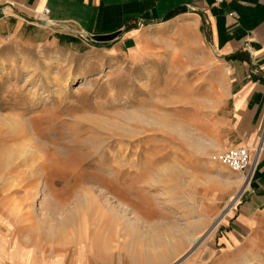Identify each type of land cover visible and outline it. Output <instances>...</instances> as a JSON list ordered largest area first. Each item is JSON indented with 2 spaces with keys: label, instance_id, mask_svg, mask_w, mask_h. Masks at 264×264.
Listing matches in <instances>:
<instances>
[{
  "label": "rangeland",
  "instance_id": "rangeland-1",
  "mask_svg": "<svg viewBox=\"0 0 264 264\" xmlns=\"http://www.w3.org/2000/svg\"><path fill=\"white\" fill-rule=\"evenodd\" d=\"M166 40L132 67L88 46L0 35L3 239L43 262L79 247L78 261L95 251L108 264H239L251 250L264 264V197L250 203L258 163L248 180L215 161L234 144L215 56L205 42ZM198 233L204 245L190 253Z\"/></svg>",
  "mask_w": 264,
  "mask_h": 264
},
{
  "label": "crops",
  "instance_id": "crops-1",
  "mask_svg": "<svg viewBox=\"0 0 264 264\" xmlns=\"http://www.w3.org/2000/svg\"><path fill=\"white\" fill-rule=\"evenodd\" d=\"M44 8L48 14L42 16ZM41 21L64 25L85 38L64 28L44 26ZM19 32L34 41L55 44L62 40L70 47L98 49L107 58L119 56L132 67L148 60L152 50V53L161 50L157 46L160 40L180 45L192 43L201 48L205 42L222 76L223 95L216 100L230 109L225 120L231 126L234 141L231 147L250 149L258 144L264 132V0H224L221 4L214 0H0V35ZM189 51L197 52L191 48ZM255 176L256 192L250 203L256 205L262 204L264 197L259 191L264 189V151ZM237 219L241 224H246L243 220H252L244 214ZM230 223L237 226L233 220ZM3 238L0 231V264H108L110 261L104 256L103 263L91 260L95 251L86 255L83 246L87 260L78 261L79 247L68 258L65 251L61 253L62 249L54 248L43 262L40 252L34 260L32 247L22 245L19 239Z\"/></svg>",
  "mask_w": 264,
  "mask_h": 264
},
{
  "label": "built area",
  "instance_id": "built-area-1",
  "mask_svg": "<svg viewBox=\"0 0 264 264\" xmlns=\"http://www.w3.org/2000/svg\"><path fill=\"white\" fill-rule=\"evenodd\" d=\"M216 4H221L224 0H214ZM48 14V9L44 8L42 16ZM233 14V13H232ZM231 14V15H232ZM264 144V132L260 137L258 144L254 149L245 147H228L221 150L215 157V161L229 170L245 174L247 179L250 180L255 173L256 165L259 162V157L262 152Z\"/></svg>",
  "mask_w": 264,
  "mask_h": 264
},
{
  "label": "bare ground",
  "instance_id": "bare-ground-1",
  "mask_svg": "<svg viewBox=\"0 0 264 264\" xmlns=\"http://www.w3.org/2000/svg\"><path fill=\"white\" fill-rule=\"evenodd\" d=\"M13 165V164H12ZM257 166V165H256ZM3 168V167H2ZM8 177H6V179H7ZM5 179V180H6ZM10 179V178H9ZM3 190V189H2ZM219 219H217V221H218ZM216 225H217V222H215V224H214V226L212 227V228H214V227H216ZM211 228V229H212ZM206 233V232H205ZM208 233V232H207ZM204 234V233H203ZM202 233H198V234H196L195 236H194V238H192L190 241H189V245H188V247H189V249H190V253H193L194 251L196 252V250L200 247L201 248V246L202 245H204V235H203ZM46 241H47V239H46ZM252 252H253V250H251L250 251V253H249V256L247 257V258H245V260L243 261V262H241V263H239V264H251L252 262H253V255H252ZM189 253V254H190ZM183 263V262H182ZM191 263V262H190Z\"/></svg>",
  "mask_w": 264,
  "mask_h": 264
},
{
  "label": "water",
  "instance_id": "water-1",
  "mask_svg": "<svg viewBox=\"0 0 264 264\" xmlns=\"http://www.w3.org/2000/svg\"><path fill=\"white\" fill-rule=\"evenodd\" d=\"M41 24L44 25V26L64 28V29H66L67 31H69V32H71L73 34H76V35H79L82 38H85V36L82 33H76V32H74L73 30L69 29L68 27H66L64 25H56L54 23H51L50 21H41Z\"/></svg>",
  "mask_w": 264,
  "mask_h": 264
},
{
  "label": "trees",
  "instance_id": "trees-1",
  "mask_svg": "<svg viewBox=\"0 0 264 264\" xmlns=\"http://www.w3.org/2000/svg\"><path fill=\"white\" fill-rule=\"evenodd\" d=\"M103 40H105V39H103ZM106 40H108V39H106Z\"/></svg>",
  "mask_w": 264,
  "mask_h": 264
}]
</instances>
